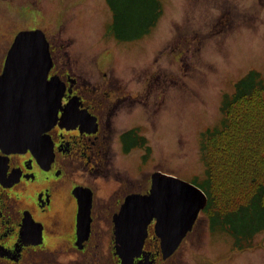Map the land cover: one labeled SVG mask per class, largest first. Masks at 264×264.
Segmentation results:
<instances>
[{
  "label": "rangeland",
  "instance_id": "rangeland-1",
  "mask_svg": "<svg viewBox=\"0 0 264 264\" xmlns=\"http://www.w3.org/2000/svg\"><path fill=\"white\" fill-rule=\"evenodd\" d=\"M159 1L161 14L150 32L138 38L145 26L125 29L132 38L121 41L110 30L115 15L108 0H0V69L19 30L41 27L64 46L71 63L93 64L97 57L102 69L114 64L122 76L158 72V82L143 83L150 109L145 118L136 117L146 122L147 146L120 156L123 166H136L144 188L158 170L192 183L203 179V131L221 124L224 98L239 78L253 69L264 77L262 4L232 7L234 22L223 27L216 20L222 0ZM136 3L133 10L140 8ZM252 170L262 175L264 162ZM192 231L168 264H264V230L239 248L231 233L213 230L202 211Z\"/></svg>",
  "mask_w": 264,
  "mask_h": 264
},
{
  "label": "flooded vegetation",
  "instance_id": "flooded-vegetation-1",
  "mask_svg": "<svg viewBox=\"0 0 264 264\" xmlns=\"http://www.w3.org/2000/svg\"><path fill=\"white\" fill-rule=\"evenodd\" d=\"M256 3L264 6V0H222L217 24L232 25V7ZM50 42L49 75L64 86L58 117L29 146H0V264H121L117 220L132 222L136 213L134 205L124 212L126 197L147 193L152 172L144 188L136 166H123L120 156L147 146L146 122L136 117L150 109L143 83L158 82V72L122 76L114 64L102 69L97 57L96 67L71 63L64 46ZM156 228L152 219L132 264H168L179 250L165 258Z\"/></svg>",
  "mask_w": 264,
  "mask_h": 264
},
{
  "label": "water",
  "instance_id": "water-1",
  "mask_svg": "<svg viewBox=\"0 0 264 264\" xmlns=\"http://www.w3.org/2000/svg\"><path fill=\"white\" fill-rule=\"evenodd\" d=\"M7 54L0 75V146L19 150L55 122L64 86L54 77L49 79L54 64L50 41L41 28L20 30ZM151 186L147 194L126 197L124 212L134 205L130 210L136 213L132 222L125 227L117 220L121 264H132L139 256L153 218L158 220L164 257L171 256L206 208V192L182 177L154 172Z\"/></svg>",
  "mask_w": 264,
  "mask_h": 264
},
{
  "label": "trees",
  "instance_id": "trees-1",
  "mask_svg": "<svg viewBox=\"0 0 264 264\" xmlns=\"http://www.w3.org/2000/svg\"><path fill=\"white\" fill-rule=\"evenodd\" d=\"M117 37L131 38L125 29L145 26L136 37L147 33L160 17L159 0H108ZM129 36V37H128ZM224 119L202 134L206 175L196 178L209 195L205 213L213 230L231 233L239 248L250 246L255 234L264 230V173L252 170L264 162V77L251 70L224 98Z\"/></svg>",
  "mask_w": 264,
  "mask_h": 264
}]
</instances>
